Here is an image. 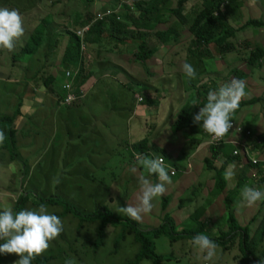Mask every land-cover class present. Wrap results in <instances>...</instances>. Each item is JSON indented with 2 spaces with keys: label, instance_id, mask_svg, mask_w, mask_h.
<instances>
[{
  "label": "rangeland",
  "instance_id": "obj_1",
  "mask_svg": "<svg viewBox=\"0 0 264 264\" xmlns=\"http://www.w3.org/2000/svg\"><path fill=\"white\" fill-rule=\"evenodd\" d=\"M85 1L87 2V0ZM51 2H53V0H0V8H7L9 10L15 9L20 13L24 27V35L15 43L13 50L9 51L7 49H0V118H4L3 129L1 131L5 136L3 142L0 143V150L4 152L1 154L6 160L10 158L8 151L6 152L4 149L7 147V138L8 136L10 137L8 132L9 128L7 130L6 127L12 125L15 130L14 143L15 148L18 151L16 152L18 157L22 158L23 154L27 153V156H23L25 161L36 160L38 150L28 149V147L31 146V139L29 138L27 124L32 123V128L36 133L41 131L42 128V134H44L43 136L45 137V140H48L49 138L52 139L47 143L49 148H51V151L49 155L46 153L44 157L38 161V164L32 171V176L30 177L31 183L38 186L37 190L42 191L39 193L40 197L43 198L45 193L53 194L60 192L59 196L63 200L61 199L57 201L60 203H63L64 200L71 202L72 205H75L79 209V212L81 209H84L85 212L91 215V218L88 219L91 220L89 224L85 226V229H81L79 232H77L79 224L74 223V218L70 219L69 217H66L65 219H62L59 216L63 222V232L65 233V236L63 239H60L61 237L59 235L55 240L51 241L49 249L40 255V257L54 258L55 260H59L58 264H65L66 259H72L74 264H128L134 260V257L138 252L139 246L135 243L136 234H138L137 236L140 238L143 237V240H151L155 244L157 252L165 257L166 261H163L162 264H201L203 261L196 259V253L192 245L189 243L192 236L190 235V232L195 231V228L198 226L196 223L198 219L194 218L193 220L191 218V220H188V218L197 207L204 205H209V209L205 211L201 220H208L204 233L207 234L209 238L215 239L223 236V231L226 228V223L229 218L228 215L231 212L234 218L239 220V223L244 230L247 229V231L253 235L258 223L262 221V216L264 215V201L258 202L251 207H238L241 202V188L238 191L233 192V198H236L235 203L229 213L227 212L228 214L226 216V213H224L226 212V209L223 208V205L220 202L223 195L217 196L215 193L216 190L210 193L214 189L215 181H210L212 178H209L211 173L206 170L203 163V159L209 155L208 151H201V147L197 149L195 146H191L189 142L190 134L180 137L175 132L173 127L174 122H171V125H169L168 123L170 120L168 121L167 119L170 108L175 111L173 112L174 119L177 118L179 114V110L177 109L178 101L170 107L172 97H174L176 93L181 96L180 92L184 91V98L182 101H186L187 98L189 99V97L186 96V91L189 90V83H195L198 85L199 82L203 81V79L208 76L213 78L212 80L216 85L220 87L223 86L225 84L224 82L228 80V74L237 67L239 61L241 62V57L243 56L245 48L250 52L254 49L253 46L256 47L261 45L264 47V29L249 28L243 37L240 38L238 44L242 47V53H237L239 61L234 58L236 54L224 56V58L222 57V60L219 57L206 58L202 61L198 58H191L186 60V62L190 63L195 68L196 77L194 79H189L184 74L181 75V80H179L180 75L177 73L176 82L169 83L171 81L170 78L164 77L162 78V81L159 80L158 82L151 83L150 85H153L154 87L148 86L146 90H143L144 88H135L134 86L136 92L142 93V97L152 98L155 101H161L166 95H168V101L166 102L165 108L157 109L156 112L153 111V107L152 110H150L147 116L149 119L148 126L145 124V127H143V120L139 121L134 119L131 122L133 127L131 130L134 136L133 140L136 139L140 141L144 137H147L149 140H152L156 146L167 148V152L170 153L168 161H166L167 170L169 172L171 167L177 172L175 177H172L169 174L171 177V183L165 185L167 191L161 196L170 197V204L167 211H162L163 199L161 200V197H158L152 201V211L144 215L140 222H137L128 216L120 215L116 212V209L118 206H127V203H136V195L139 191V176L145 175L153 183L154 179L149 175H146L145 170L136 163V158L134 164L130 163L131 159L130 156H127L128 149L125 146H121L120 143H118V152L115 154L112 153V150L104 142H99L101 151L98 147L95 148L98 143L93 142L91 146L82 147L80 155L72 158L71 154L68 158V154L65 161L64 155L61 156L59 154L64 147H69L72 150L73 145L79 144L80 146L83 144L86 139L90 138L89 135L94 134V127L101 128L100 125L102 124H99L95 120H90V116L94 115L91 112L92 108H97L96 115L98 116H101L100 113L103 112V109L92 104L89 106L83 105L81 110V103H79L78 106H75L72 109V117H69L68 115V118L62 116L61 113H63L64 110L62 107L58 108V113L53 111L52 117L49 116V114H51L52 100L57 97L52 94L53 91L60 93L59 90L62 88V85L66 83V80L74 77V73L71 71L68 72L69 77L67 76V78L64 74H61L71 67L64 64V55L70 41L68 31L75 28L60 27L62 24L61 19L63 18L61 15L66 16L64 19L65 22L68 19L67 17L76 16L77 13L82 10V7L80 6L84 5L83 0H78L77 3L65 1L61 8L51 10ZM125 2H127V0L116 3L112 10L118 11L121 8V5ZM39 4L40 8L43 9L41 11H38L35 7H29L32 5L38 6ZM201 5V0H194L183 8V15H186L185 18L188 20V23L191 20L193 23L194 19H192L193 17L191 15L197 12V10L200 11ZM151 16L153 15H149L148 17ZM43 18L46 21V25L44 27H34L35 23ZM251 19L264 22V0H243V8L240 17H237L233 21V25ZM169 21L170 20L168 19L166 20L167 27L164 28H172L176 26V28L173 29L178 33H183L181 38L185 42L184 37L190 34L188 28L181 25L179 22L176 25H173ZM124 24H126V22ZM83 30L81 29L77 33L80 34ZM36 32L41 35L43 46L38 50L35 59L34 57L29 56L17 57L16 59L14 54L19 55L24 48L25 43ZM140 38L141 36L135 35V39L140 40ZM108 40L109 39H107V41ZM110 40L109 42L111 43L112 41ZM249 44L250 46L248 47ZM83 48L85 49L84 53H86V66L84 69V72H86L89 68L91 69L93 65L96 64V66H98L99 60L95 58L91 51H86L87 47L83 46ZM186 48L187 46L182 44L174 49L177 51V49ZM162 53H165L164 50ZM179 55L185 58L183 52L179 51ZM180 56H178V60L180 59ZM155 68L157 69L158 74H160V67L156 65ZM240 68L244 70L243 63ZM70 70H72V68H70ZM167 71L171 72L176 70L167 69ZM35 74H37L36 77H34ZM258 74L260 73H257L256 71L255 75L252 76L256 77L253 85L264 86V73H261L260 75L262 80H257ZM96 75L98 76L99 74L96 73ZM49 77H55V81L51 87L53 91L43 85V81L49 79ZM141 77L143 79V75L140 76V78ZM94 78L97 80L98 77ZM116 78L122 85L127 84L128 82L123 76ZM232 79L233 78H231L230 81ZM95 80L93 79L82 88V97L83 94L86 93L85 90L89 89ZM149 80L155 81V78H150ZM246 82L247 84L252 83L250 79H247ZM72 84L73 83H71V86L74 91ZM179 85H183L185 89L183 88L179 90ZM36 86H38L37 90L34 88ZM151 89H157L160 93L153 92ZM148 90H150V92H148ZM135 91L133 90L131 93H136ZM245 92L246 95L241 100H250L253 95L256 94L258 96L264 95V89L257 86L255 88L253 87L251 91L246 86ZM34 93L36 94V97L34 96ZM39 93L40 95H37ZM22 95H26V97L23 98ZM194 95H196V93ZM21 99L24 102L22 107L19 105ZM32 99L34 101L37 99V104L39 106L36 108V112H34L35 118L26 120V115L29 113L28 111H30L34 105V103L31 104ZM130 102L133 104L132 100H130ZM127 103L128 102L125 101L119 105L125 106ZM189 103H193L195 107L198 106L197 102L189 101ZM255 105L256 106H253L251 109L252 112H250L247 107H244L238 109L240 112H234L232 116L233 122L236 121L237 124L243 126V134H236L235 138L239 140L240 143L247 141L248 147H251L250 149L252 150H257V135L264 132V112L262 110L264 109V101L261 103L257 102ZM239 106H241V104H239ZM88 109L91 115L87 112ZM138 109L139 106L136 111ZM124 112L126 111H123V113ZM45 114H47V116H45ZM58 116L61 117L60 123L62 124V130L60 129V131L62 132L63 137H65L63 141L67 142H57L55 137L52 136L54 131L57 132L59 122ZM125 116L126 115L124 114V117ZM81 129L83 130L80 131ZM68 131L72 133V137H76L78 133H83L81 136H77L70 140L66 139ZM247 131L251 132L250 137H246ZM233 133H231L229 137ZM194 135L193 140L191 138L193 143L198 142L196 136L198 138L202 136L200 130L199 133L196 132ZM43 136L34 139V147H38L40 155H43L44 152L42 142L44 140ZM99 139L102 140V138ZM222 142H226V145H228L231 152L240 146V143L237 144L228 140L224 141V139ZM11 147L12 144L10 142L9 147H7L6 150ZM154 156L158 158L160 155L157 152H154L153 157ZM252 156H255V154L252 153ZM220 159L221 157L217 161L218 166L225 162V158L221 161ZM174 164H176V166H174ZM19 165L21 164L19 163ZM103 165H106L105 170L108 172L107 174L102 170ZM230 165H234V168L232 169L234 174L231 179H227V189L229 190L237 188L238 177L242 175L241 167L238 168L236 163ZM133 166L136 167L135 172L131 170ZM227 170H229V167ZM0 171H2V173H8V169L4 166V162L0 163ZM246 173L249 181L245 182L244 187L249 186L256 188L253 181L250 180L251 174H253L252 171L247 169L245 174ZM214 176L216 175L214 174ZM57 179L59 180V183H54ZM6 181L7 177L0 175L1 187L6 188ZM28 188L36 189L30 186H28ZM17 189L20 190V187H17ZM200 194L202 196L197 199V196ZM16 195L18 196V193ZM32 195H34V193ZM215 198L217 199L216 201L209 203L211 199ZM180 202L185 204V209H182L181 212L179 211ZM0 205V211L5 208L13 209L14 207V205L12 207V205L9 204L2 207L1 202ZM28 205L29 207L26 209H38L37 206H33L32 202ZM61 208L63 207L58 206L53 210L50 208H47V210L49 214L62 215L63 210H61ZM110 216H113L118 220L114 222L111 221L112 226L107 228L104 245H101L98 241L100 240L99 228ZM164 221L169 222L171 225L172 222H174L176 233L183 234V231L187 230L188 233L186 237L183 236V239L171 241L168 235H161L159 238L154 239L155 231ZM135 224L137 225L136 227L134 226ZM170 232L172 237V229H170ZM263 236L264 225L260 234H258L255 239V244L257 246L254 247V250L257 248V254H259V252L264 253ZM239 240L238 236L235 244L233 246L232 244H228L226 249H224L225 247L218 246L215 257L212 261H209V263L239 264L238 258L242 255V250H240L237 243ZM3 242L4 241H0V243ZM64 244H67V246ZM77 253L83 254L81 256L82 261L80 262H76L75 255ZM60 257L61 259H59ZM18 259L19 257L15 254H0V264H15V261ZM52 262L55 261L53 260ZM142 264L151 263L149 261H143Z\"/></svg>",
  "mask_w": 264,
  "mask_h": 264
},
{
  "label": "trees",
  "instance_id": "obj_2",
  "mask_svg": "<svg viewBox=\"0 0 264 264\" xmlns=\"http://www.w3.org/2000/svg\"><path fill=\"white\" fill-rule=\"evenodd\" d=\"M99 1L101 0H94L91 4L85 1L84 5L81 6L82 11L78 12L76 16L67 17L68 19L65 22L64 19L66 17L63 18L62 24L60 25V27H75L74 29H70L68 31L70 41L67 46V51L64 55V64L71 67L61 73L64 74V76H66V73L70 71L74 73L75 77L69 79L67 82L70 84L73 83L72 85L74 87V91L72 86L71 90H64L63 87L60 88V93L53 91L51 87L55 81V77H49V79L44 80L43 85L53 91L52 94L57 96L52 100L51 114H49L50 117H52L53 111L58 113L59 107L64 109L61 115L68 118V116L72 117L71 111L75 106H78L79 103H81V110L83 105L89 106L93 104L103 109V112L100 113L101 116L96 115V107L91 109V112L94 114L93 116L89 113V109L87 111L89 115H91V118L89 117L90 120H95L99 124H102L100 125L101 130L98 127H94V134L89 135L90 138L86 139L83 144L80 146L79 144L73 145L72 150L69 147H64L59 154L61 156L64 155L65 161L68 154V158L71 154L72 158L80 155L82 147L91 146L93 142L98 143L95 148L98 147L100 151L101 146L99 145V142H104L112 150V153L116 154L118 152V143H120L121 146H125L128 149L127 156H130L131 164H134L137 155L156 158V156L153 157L154 152H157L160 156L165 157V160L168 161L170 153L167 152V148L156 146L155 143H153V141L149 140L147 137H144L140 141L136 139L133 140L134 136L131 130V128H133L131 122L134 119L139 121L143 120L142 126L145 127V124L148 126L149 119L147 116L150 110H152L153 107V111L156 112L157 109L165 108L166 102L168 101V95H166L164 92L166 97H164L161 101H155L152 98L143 97V102L138 104L139 109L136 111L138 106L135 108L136 99L133 93H131L133 90L135 91L134 86L138 88L143 87V90H146L148 86L154 87L153 85H150L151 83L158 82L159 80L162 81V78L164 77L170 78L171 81L169 83L176 82L177 73L180 75L179 80H181V75H184L182 65L186 62V60L191 58H198L200 61H202L206 58L209 59L212 57H219L222 60L224 56L236 54L234 58L238 59L237 53H242V47L238 44L240 42V38L243 37L249 28H258L263 30L264 22L251 19L243 21L240 24L233 25V21L237 17H240L241 10L243 8V0H201V10H197V12L191 15L193 17L192 19H194L193 23L191 22L192 20L188 23V20L185 18L186 15H183V8L194 0H127V2L122 5V7L113 17L96 21V15L99 13V11H95L92 6H94ZM108 1L111 2L112 0ZM170 4L174 5L175 8L168 11V19L172 17L169 19V22H171L173 25H176L179 22L181 25L186 26L190 33L188 36L184 37L185 42L181 38L183 33H178L175 29H173L176 28V26L172 28H164L161 25V23L165 22L162 14L168 9ZM83 11H85V13H82ZM137 13L140 15L139 18H136ZM149 15L153 16L148 17ZM118 16L120 17V20H117ZM124 21L126 24H124ZM45 23L46 21L43 18L42 20L37 21L34 27H44L46 25ZM86 28H88V30H85L81 35L77 33L81 29L83 30ZM135 35H143V41L142 38H140V40L135 39ZM107 39H112L110 40L112 42L110 43L109 40L107 41ZM182 44H185L187 48L177 49V51L174 49L175 47H178ZM42 46V37L38 32H36L25 43L20 54H14V56L16 59L17 57L24 56L34 57L35 59L38 50ZM83 46L87 47L86 51H91L95 58L99 60L98 66L95 64L86 72H84L86 66V53H84L85 49ZM249 46L250 44L248 47ZM253 48L254 49H252L250 52L247 48L244 49L241 62L239 59L237 60L239 61L237 67L228 74V80L224 83L230 82V79L233 78L245 81V84L250 89V91L256 86L264 89L263 85H253L255 81L254 79L256 77H252L257 71V73H260L257 76V80H262L260 75L261 73H264V47L260 45L256 47L253 46ZM163 50L165 53H162ZM179 51L183 52V56L185 58L179 55ZM178 56H180L179 60ZM115 61L121 62L124 67L118 65ZM242 63L244 64V70L240 68ZM156 65L160 67V74H158L157 69L155 68ZM70 68H72V70H70ZM167 69H175L176 71L168 72ZM96 73L99 75L97 76ZM142 75L143 79L142 77L140 78ZM36 76L37 74H35L34 77ZM119 76L125 77V79L128 81L127 84L122 85L116 78ZM94 77H98L97 80H95ZM150 78H155V81H150ZM93 79L95 82L90 86L89 89L85 90L86 93H84L82 97V88L90 83ZM212 79V77L207 76L203 79V81L199 82L198 85L195 83H189V90L186 91V96L189 97V99L187 98L186 101H182L184 98L183 95L179 96L176 93V95L172 97L170 107L176 101H178L177 109L179 110V114L177 118L174 119L173 112L175 111L174 109L170 108L167 120H170L168 123L169 125H171V122H174L173 127L175 132L180 137L190 134L189 142L191 146L200 148L203 143L207 144V148L204 149V151H208L209 155L203 159V163L206 170L212 174V180L215 181L214 189L210 193L216 190L215 193L217 196L223 195V198L220 200V202L222 203L223 208L226 209V212L224 213H226L227 216L231 208H233V204L235 203L236 198H233V192L243 188L245 182L249 181L247 173L245 174L247 169L251 170L253 173L251 174L250 180L253 181L256 188L264 190V132H261L259 135H257V150H254L255 156H253V158H249L250 154L247 151L245 153L246 155L240 153L239 155L234 156V151L243 150V147L241 146L235 148L231 152L228 145H226V142H220L215 145L214 143H211L212 137L206 133L203 128L200 127V125L193 123V116L197 114L200 111V108L206 104L209 91L219 89L220 86L216 85ZM247 79H250L252 83L247 84ZM34 88L37 90L38 86ZM178 88L179 90L183 88L185 89L183 85H179ZM151 91L158 92L157 89H151ZM71 92L75 95L76 99L74 102L68 105L66 104V99L67 95ZM148 92H150V90H148ZM159 93L160 92H158V94ZM195 93L196 95H194ZM34 95L36 97L35 93ZM37 95H40V93ZM22 97L25 98V95H22ZM37 99L34 101L32 109L28 111L30 113V120L35 118L34 112H36V108L39 106L37 104ZM130 100L133 101V104L130 102ZM125 101L128 102L125 106L119 105ZM189 101L197 102L198 106L195 107L193 103H189ZM263 101L264 95H253L250 100H241L239 103L241 106H239L235 112L239 113L240 110L238 109H242L244 107H247L250 112H252L251 109L253 106H256L255 104L257 102L261 103ZM129 102L132 105H130ZM19 105L20 107L24 105L22 99L20 100ZM262 110L264 112V109ZM123 111L126 112L123 113ZM124 114L126 115L125 117ZM45 116H47V114H45ZM86 117L88 118L87 115ZM2 123L3 120L1 119L0 129H2ZM27 125L29 138L32 140H30L31 146L28 147V149L30 148L33 150H38L36 157V162H38L44 157L46 153L47 155L50 154L51 148H49L47 143L52 139L49 138L48 140H45V137L43 136L44 134H42V128L41 131L36 133L32 128V123H28ZM60 129L62 130V124L57 126V132L54 131L52 136L55 137L57 142L61 143L65 137H63ZM82 130L83 129L80 131ZM199 130L202 136L200 138L196 136L198 142L192 143L191 138L193 140V137L195 136L194 134H196V132L199 133ZM8 132L10 134L11 129H9ZM82 133L83 132L78 133L77 136H81ZM42 136L44 138L42 141L44 152L43 155H40V150L38 147H34V139ZM76 137H72V133L70 131H68L66 134V139L72 140ZM99 138H102V140ZM14 140L15 139L12 135L10 137L8 136L6 141L7 147H9L10 142L12 147L8 148L7 151L10 155V158H12V161L21 164V174L24 173V178L27 177V181L28 177L30 176V174H28V164L30 161H25L23 158V156H27V153L23 154V156L21 154L22 158L18 157L16 153L18 151L15 148ZM226 140H229L227 136H225L224 141ZM250 148L251 147H247L251 153L253 150ZM202 150L203 149H201V151ZM2 152L3 151L0 150V163L4 162V166L6 167L5 161H1ZM121 156L124 157L123 155ZM222 156L225 157V162L218 166L217 161ZM234 163L238 165V168L241 167L242 175L238 177L237 188L229 190L227 189L228 187L227 180L225 179V172L227 171L229 165ZM105 166L106 165L102 166V170H104V173L107 174L108 172H106ZM174 166H176V164H174ZM25 168H27V170H25ZM145 173L148 175L146 171ZM214 174L216 176H214ZM0 175L7 177L2 173V171H0ZM150 177L154 179V183H158L156 181V177L158 179L157 175H150ZM23 183L24 179L20 185L22 186ZM28 186L36 189L28 188L24 194L20 195L16 199L12 209L14 213L25 210L27 207H29L28 204L32 202L33 206L39 207L41 204H44L51 210L55 209V207L62 206V215L57 216H60L62 219H65L66 217H69L70 219L74 218V223L79 224L77 232H79L81 229H85V226L91 221L88 220L91 218V215L85 212V210H81L79 212V209L75 205H72L71 202L64 200L63 203H60L57 201L62 199L59 196L60 192L53 193L51 196L45 193V196L42 198L39 196V193L42 191L37 190V185L30 183ZM17 187V177L9 176L7 177L6 188L0 186V190L2 188L15 189ZM33 193L34 195H32ZM162 199V211L166 212L170 204V197L164 196L161 197V200ZM216 200V198L211 199L209 203ZM208 206L204 205L196 208V210L189 216L188 220H191V218L193 220L194 218L198 219L196 221L198 226L195 228V231L190 232V235H192L190 239L199 233H204L208 220H201V218L205 211L209 209ZM184 208L185 204L180 202L179 211L181 212V210ZM228 216L229 218L226 223V228L223 231V236L210 239L216 243L217 247L222 246L225 247L224 249H226L228 244H232L233 246L239 236L240 240L237 243L240 250H242V255L238 258L239 264H261V262H264V253L259 252V254H257V248L254 250V247L257 246L255 244V239L257 238V235L260 234L264 225V215L262 216V221L258 223L256 231L253 235H251L247 229L244 230V228L240 225L239 220L234 218L232 212ZM110 217H108V220L105 221L100 228V240L98 241L101 243V245H104L105 241L107 230L105 228L112 224L111 221L114 222L118 220L113 216ZM174 227V222H172L171 225L169 222L164 221L163 224L155 231L154 239L159 238L161 235H168L171 241L183 239V236L186 237L188 233L187 230H184V233L182 232L183 234H179L178 232L176 233ZM170 229H172V237ZM137 235L138 234H136V239L141 245L139 254L128 264H141L142 261H149L151 264H162L163 261H166L165 257L157 252L156 246L151 240H143V237L140 238ZM64 236L65 233L62 231L60 234V239H63ZM64 245L67 246V244ZM82 255L83 254L79 253L75 255L76 262L82 261ZM59 259H61V257ZM53 260L55 262H52ZM58 261L59 260H55L54 258H41L38 256L32 261V264H58Z\"/></svg>",
  "mask_w": 264,
  "mask_h": 264
},
{
  "label": "clouds",
  "instance_id": "obj_3",
  "mask_svg": "<svg viewBox=\"0 0 264 264\" xmlns=\"http://www.w3.org/2000/svg\"><path fill=\"white\" fill-rule=\"evenodd\" d=\"M23 35L24 27L20 13L15 9L0 8V49L13 50L15 43ZM182 70L189 79L196 77L195 68L190 63L185 62L182 65ZM67 80L69 81V79ZM140 88L143 89V87ZM245 88V81L232 79L230 82L219 87L218 90H210L207 95L206 104L193 116V123L200 125L214 140L223 139L233 127L232 116L239 107L241 99L246 95ZM141 94L140 92L133 93L136 99L135 108L143 102ZM228 137L229 135H227ZM4 138V133L0 131V143L3 142ZM240 146L243 147V150L234 151V156L246 153L248 147L247 141L240 143ZM235 152H238V154L235 155ZM252 153H254V150L250 153L249 158H253ZM136 163L149 176L157 175L159 182L157 177L156 181L158 183H153L147 176H139V191L136 195V203H127L125 207L118 206L116 212L140 222L144 215L152 211V201L166 193L167 189L165 185L171 183V175L169 176L171 167L168 172L166 160L164 165L161 158L153 159L143 155H137ZM233 168L234 165H229V170L225 172L226 180L232 178L234 174ZM131 170L135 172L136 167L133 166ZM54 183H59V180H55ZM240 195L241 202L238 207H251L258 202L264 201V190L257 188L245 186L241 189ZM81 210L84 211V209ZM134 226L136 227L137 225L135 224ZM62 231V220L55 214H49L44 204H41L38 209H25L17 213H14L11 208H5L0 211V241H4L0 243V254L17 255L19 259L15 261V264H32V261L36 257L49 249L50 242L55 240ZM135 243L139 246L138 252L135 255L137 257L141 245L137 239ZM189 243L196 253V259L203 261L202 263L204 264H208L216 255L217 245L205 233H199L194 236ZM65 264H74V261L66 259ZM261 264H264V262H261Z\"/></svg>",
  "mask_w": 264,
  "mask_h": 264
},
{
  "label": "crops",
  "instance_id": "obj_4",
  "mask_svg": "<svg viewBox=\"0 0 264 264\" xmlns=\"http://www.w3.org/2000/svg\"><path fill=\"white\" fill-rule=\"evenodd\" d=\"M65 1H69V2H75V3H77V1L78 0H53V2H51V4H50V7H51V10H57L58 8H61L62 6H63V3L65 2ZM94 0H87V2H89V4H91L92 2H93ZM123 0H112L111 2L110 1H108V0H101V1H99V2H97L94 6H92L93 7V9L95 10V11H99V13H101V12H104V11H106V10H112V8H114L115 7V5H116V3H118V2H122ZM130 1V0H129ZM85 2V0H83V3ZM124 4V3H123ZM122 4V5H123ZM122 5H121V7H122ZM171 6V7H170ZM170 6H168V9L167 10H165L164 11V13L162 14L163 15V18H164V21L165 22H163V23H161V25L163 26V27H167L166 25V18L168 19V15H169V10L171 9H174L175 8V6L174 5H172V4H170ZM29 7H35L37 10H39V11H41V10H43V9H41L40 8V4L38 5V6H35V5H32V6H29ZM28 7V8H29ZM81 7V6H80ZM24 10V9H23ZM82 11V10H81ZM64 13V12H63ZM82 13H85V11H83ZM61 16H63V18H65L66 16L65 15H61ZM139 14L137 13L136 14V18H139ZM62 18V19H63ZM62 19H61V21H62ZM169 20V19H168ZM140 21H142V20H140ZM125 22V21H124ZM141 38H142V41H143V35L141 36ZM118 65H120V66H122L123 64L121 63V62H117V61H115ZM123 67V66H122ZM67 82H68V80H66V83L65 84H67ZM64 84V85H65ZM64 85H62V87L64 86ZM181 93V96L183 95V91H181L180 92ZM33 96V95H32ZM35 96V95H34ZM25 97H26V95H25ZM34 103V100L32 99V101H31V104H33ZM29 115H30V113L29 114H27L26 115V120H28V119H30L29 118ZM3 120L4 118H0V120ZM60 120H61V117H59L58 116V125L59 124H61L60 123ZM2 129H3V123H2V127H1ZM7 129L9 128V129H11V132H10V136L12 135L13 137H15V130H14V127L12 126V125H9L8 127H6ZM2 129H0V131L2 130ZM235 134L233 135V136H230V137H228L229 138V140L228 141H230V142H233V143H237V142H239L240 143V141L239 140H237L236 138H235ZM191 142L193 143V141L191 140ZM203 150L204 149H206L207 148V144H202L201 146H200ZM197 149H199V147L197 148ZM5 151L7 152V150L5 149ZM249 154H250V150L249 149H247L246 150ZM252 151V150H251ZM4 153V152H3ZM25 154V153H24ZM9 155V154H8ZM10 156V155H9ZM192 157V156H191ZM225 157L224 156H222L221 157V159H220V161L222 160V159H224ZM5 158L3 157V155L1 154V161H5V163H6V168L8 169V173L6 172V173H3V174H5L7 177H9V176H15V177H17V179H18V187H20V190L19 189H17V188H15V189H1L0 190V202L2 203V207H4V206H6V205H12V207H13V205H14V203H15V201H16V199L20 196V195H22V194H24L26 191H27V189H28V184H30L31 183V180H30V177L32 176V171L35 169V167L37 166V164H38V162H36V160H32V161H30V163L28 164L29 165V173L28 174H30V176L28 177V180L26 181V178H24V173L23 174H21V172H22V166L21 165H19V163L18 162H14V161H12L11 159L12 158H9L8 160H4ZM192 160V159H191ZM192 162V161H191ZM193 163V162H192ZM18 166H20V167H18ZM172 169V168H171ZM25 170H27V168H25ZM236 173H237V171H236ZM238 175V174H237ZM210 177H212V174H210V176H209V178ZM23 179H24V183H23V185L21 186L20 185V183H22V181H23ZM210 181H212V178H211V180ZM18 193V196L16 195ZM48 195H52V194H48ZM202 195L200 194V195H198L197 196V199H198V197H201ZM213 202V201H212ZM0 207H1V205H0ZM198 208V207H197ZM185 209V208H184ZM194 212V211H193ZM192 212V213H193Z\"/></svg>",
  "mask_w": 264,
  "mask_h": 264
},
{
  "label": "built area",
  "instance_id": "obj_5",
  "mask_svg": "<svg viewBox=\"0 0 264 264\" xmlns=\"http://www.w3.org/2000/svg\"><path fill=\"white\" fill-rule=\"evenodd\" d=\"M119 11V10H118ZM117 13V11H113V10H108V11H104V12H101V13H98L97 15H96V21H98V20H103L104 18H109V17H113L115 14ZM117 20H120V17L118 16L117 17ZM85 30H88V28H86V29H84L83 30V32L85 31ZM82 32V33H83ZM82 33H80V35L82 34ZM67 76L69 77V73H67ZM63 89L64 90H71V84L70 83H67V84H65L64 86H63ZM75 95L71 92L70 94H68L67 95V99H66V104H71L72 102H74L75 101ZM232 124H233V127L229 130V133L227 134V135H230L231 133H233V134H243V127L242 126H240L239 124H237L236 122H232ZM232 134V135H233ZM226 135V136H227ZM251 135V132L250 131H247L246 132V136L247 137H249ZM225 138V137H224ZM223 138V139H224ZM223 139H220V140H214L213 138H212V141H211V143L213 144L214 143V145L215 144H217V143H220V142H222V140ZM238 154V152H235V155H237ZM158 158H161V159H163V162H164V165H165V158L164 157H162V156H160V157H158ZM170 175L171 176H174V175H176V171L174 170V169H171L170 170ZM202 264H204V263H202ZM208 264H210L209 262H208Z\"/></svg>",
  "mask_w": 264,
  "mask_h": 264
}]
</instances>
